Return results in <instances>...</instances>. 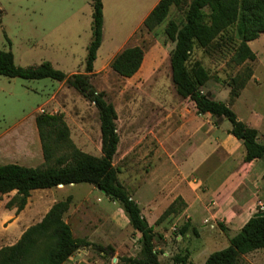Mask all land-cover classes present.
I'll list each match as a JSON object with an SVG mask.
<instances>
[{"label":"rangeland","instance_id":"374dc122","mask_svg":"<svg viewBox=\"0 0 264 264\" xmlns=\"http://www.w3.org/2000/svg\"><path fill=\"white\" fill-rule=\"evenodd\" d=\"M101 1L104 2V40L94 65V68L98 67V73L93 70L90 80L95 89L105 92L106 99L114 105L117 113L119 142L113 165L118 169V179L130 192L132 198L138 201L142 214L154 227L155 250L159 264H179L174 261V256L186 251L189 253L187 264H204L207 256L213 251L226 247L229 237L234 234L225 228L224 221L213 220L204 212L196 214L184 212L185 205L182 210L169 214L157 222L174 196L183 194L194 197V191H197L189 183L190 176L182 179L181 182L174 181L176 170L191 172L186 164L180 165L182 151L180 150L174 158L178 165H160L163 160L158 156L163 152L158 149L159 139L152 135L164 115L163 106L169 113L176 108L178 100L182 105H186V101L177 95L171 80L169 54L174 42L168 40L165 34L167 22L174 20L181 24L185 13L172 5L164 21L153 30L148 31L140 26L133 33L122 48L140 46L143 49V59L133 76L122 77L112 70L111 61L107 63V59L128 30L136 25L148 0ZM91 12V0H0V49H10L15 63L19 66L51 60L54 67L67 74L72 69L83 72L86 46L91 37ZM7 40L10 41V45ZM215 42L218 43L214 44L210 53L195 48L189 57L188 65L199 59L206 66L210 78L205 85L209 87L208 90L210 86L218 87V96L213 97L220 101L224 99L221 95L223 89L228 88L227 83L236 73H242L245 66H249L253 73L255 71L258 80L252 83L251 76L246 81L245 86L250 83V89L243 93L236 104V110L240 115H244L249 107L260 106L261 100H264V34L248 42L250 48L257 53L259 61L244 63L241 66L228 62L233 44L225 41L224 37H220ZM63 55L66 61L61 59ZM56 58L59 64L54 62ZM27 88L37 89V93H27ZM53 89L57 92L56 101L63 102L64 109L69 113L68 117L64 115V119L70 129L72 141L82 151L100 156V123L97 109L77 90L63 81L58 82L50 78L25 80L19 77L0 76V132L22 121L24 116L38 106H40L38 114L41 113L40 109L55 113L53 107L42 105ZM256 97L259 99L258 104L255 103ZM223 121L221 130L230 127L228 120L223 119ZM81 126L87 129L91 137L88 148L76 143L81 140L79 133ZM11 129L9 128L8 134L0 135V164L18 163L28 167L39 165L43 160L36 159L37 154L42 153V150L39 151L36 146L37 143L40 146L39 140L36 144L32 139L30 140L28 144L31 147L32 158L24 161L21 158L26 143L22 142V137L15 131H10ZM165 129L168 134L167 147L173 149L180 145L181 138H186L184 131H175L176 121L167 124ZM182 150L189 152L190 145L187 144L186 149ZM215 156L217 157L216 154ZM80 186H89V184L80 183ZM82 188L85 187H80L79 190ZM95 190L90 195V201L98 204V239L92 241L95 245L78 249L64 264H124L121 260L123 257L135 256L139 253V233L126 222L127 217L119 204L117 202L113 204L102 191ZM43 192L45 190L41 188L32 190L31 199L34 201ZM9 194L7 196H10ZM150 195L153 202L151 207H148L147 201ZM102 205L116 208L120 218L118 227L110 226L104 221L101 213L104 210L101 208ZM195 209L202 211L197 203ZM258 211H261L259 206ZM207 218H210L209 224L213 227L209 224L204 225L203 220ZM7 224L8 222L4 226ZM183 226H187V229L184 234H180ZM0 231L2 232H0V247L8 245L15 238L4 235L7 231L1 225ZM97 245L102 248L96 247ZM238 264H264V248L242 255Z\"/></svg>","mask_w":264,"mask_h":264},{"label":"trees","instance_id":"16d2710c","mask_svg":"<svg viewBox=\"0 0 264 264\" xmlns=\"http://www.w3.org/2000/svg\"><path fill=\"white\" fill-rule=\"evenodd\" d=\"M184 11V21L179 24L169 20L165 26L168 40L174 42L169 54L171 80L177 95L192 104L196 113H210L215 124L223 119L230 123L228 132L241 141L244 147V161L264 156V137L259 138L257 129L240 120L232 109L253 71L245 66L242 73H236L227 83L226 101L215 100L202 88L210 78V72L199 60L190 66L188 60L195 48L211 51L216 40L225 38L233 44L228 62L241 66L255 62L257 56L248 42L264 33V0H159L144 18L142 26L153 30L167 17L170 7ZM91 37L86 46L84 71L67 74L53 66L49 60L38 64L19 66L10 49H0V76L19 77L25 80L50 78L65 82L77 90L97 109L100 128L101 155L96 156L78 148L70 138V129L60 113H39L35 123L40 140L43 161L28 167L18 163L0 164V193L16 190L6 203L9 208L21 211L34 189L56 187L59 184L88 183L95 186L119 204L132 229L139 233V253L123 257L124 264H159L155 250L156 232L141 212L138 203L118 179V169L113 165L119 135L117 113L114 105L92 85L90 76L93 64L103 38V3L91 0ZM9 45L10 41L7 40ZM210 53V52H209ZM143 59L140 46H128L117 52L110 62L114 72L122 77H131L139 69ZM264 182V173L262 175ZM71 203V197L56 201L43 218L29 226L11 244L0 247V264H62L78 249L93 246L85 237L73 235L64 214ZM184 200L176 197L161 213L157 222L167 215L177 213L185 207ZM258 212H263L264 209ZM224 228L222 224H219ZM183 226L180 234H184ZM96 247L102 248L97 245ZM264 248V214L251 216L241 228L228 239V245L211 252L204 264H238L239 258L252 251ZM189 253L176 254L174 261L187 264Z\"/></svg>","mask_w":264,"mask_h":264},{"label":"crops","instance_id":"0c3cea01","mask_svg":"<svg viewBox=\"0 0 264 264\" xmlns=\"http://www.w3.org/2000/svg\"><path fill=\"white\" fill-rule=\"evenodd\" d=\"M158 1L159 0H148V3L138 18V22L136 25H133L121 39L117 48L109 55L110 57L107 59V63H109L114 55L129 41L133 33L142 26L144 18ZM102 3L104 18V2ZM262 34L264 33L260 35ZM103 40L102 38V43ZM255 54L257 56L256 52ZM64 56L65 55L61 56V59L66 61ZM258 61L257 57L256 63ZM50 62L53 64V61L50 60ZM54 62L59 64L57 58ZM94 70L98 73V67L94 68ZM78 71L82 72L72 69L68 74ZM257 80L258 78H256L254 71L250 81L254 83V81ZM249 86L250 83L241 90L239 96L232 104V109L240 120L245 122L248 126L257 129L258 136L261 139V137L264 136V100H261L260 106L255 105L249 107L248 112L243 113L244 115H240L238 110H236L237 101H239L243 93H246L248 89H250ZM210 87L211 88L208 90L209 87L204 85L202 91L210 94L212 98H214L213 96H218V87L216 85ZM26 91H28L27 93H37V89L33 88H27ZM226 94L228 96V88H224L221 94L224 98L223 101L227 100ZM56 95L57 92L53 89L42 105L47 104L54 108L53 112H63L64 115L68 117L69 113L64 109L63 102L56 101ZM255 99V103L257 102L258 104V97ZM181 103L182 102L178 100L176 102V108H174V110L172 109L169 113H167L166 107L163 106L164 115L160 119L158 128L153 131L152 135L159 139L160 147L158 149L163 152L158 156L163 160L160 165H178V162L175 161L174 158L179 154L180 150L182 151L180 165L184 166L186 164V166L190 167L191 172L184 173L181 170H176V178L174 181L181 182L182 179L190 176L191 180L189 183L194 189H197V191H194V197H190L188 194V197L183 194H177L170 202L180 196L186 203L184 212L188 211L190 214H196L198 212L207 213L213 220L217 219L224 221V223H226L225 228L235 234L254 213L258 212V206L264 204V182L262 180V175L264 173V156L252 159L251 161H244V147L241 141L228 132L229 127L221 130V124L224 122L223 120L216 125L215 118L210 113L198 114L191 103L186 105H182ZM39 107L40 106L34 109V111H32L33 113L31 112L24 116L22 121L0 132V135H5L9 133V128H12L10 131H15L17 135L22 137V142L26 143L21 158L24 161L32 158L31 147L28 144L30 140L32 139L35 144L39 140L35 123V117L38 114ZM165 113L167 115H165ZM173 121H176L175 131H184L186 138H181L180 145L172 149V147L166 146L168 134H166L167 129H165V127ZM14 127H17V129ZM81 127L79 132L81 135V143L73 139L77 144L82 145L84 148H88L90 146L91 137L86 131L87 129L84 126ZM162 127L164 130H162ZM187 144L190 145L189 152L182 150L186 149ZM36 146L39 148V151H41V145L38 146L37 143ZM37 155V161L38 159H43L42 153ZM80 187L85 188L79 190ZM95 189L98 190V188L90 184L89 186H80V183H71L69 185L59 184L56 187L44 189L45 192L39 194L34 201L31 199L30 194L25 207L19 212H16L17 207L14 205L9 208L6 206V203L16 193V190L8 193H0V195H2L0 197V225L7 231L4 235H11V237L15 236L13 241H10L11 243H8V245L15 243L29 226L39 222L56 201L63 200L68 196L71 197V203L63 218L65 222L69 223L73 235L76 237H86L91 242L98 239V204H94L90 201V195L96 191ZM8 194L10 196H7ZM106 197L113 204H116V202L112 201L108 196ZM148 197L150 199L148 198L147 206L151 207L153 198H151V195ZM98 199L97 197V201ZM135 201L138 203L136 199ZM196 203L202 211H197L195 209ZM101 208L104 209L101 211L104 216V221L109 223L110 226L113 225L118 227L120 218L118 217L116 208H108L106 205ZM207 219L210 220V218ZM6 222H8V224L4 226ZM126 222L128 223V219H126ZM71 258L72 256L66 261H69Z\"/></svg>","mask_w":264,"mask_h":264},{"label":"built area","instance_id":"2783aa9c","mask_svg":"<svg viewBox=\"0 0 264 264\" xmlns=\"http://www.w3.org/2000/svg\"><path fill=\"white\" fill-rule=\"evenodd\" d=\"M39 112L43 113L44 111H43L42 109H40ZM259 209H260V210H263V209H264V206H263V205H259ZM209 221H210L209 219H204V220H203L204 225L209 224V223H210ZM209 226H210V227H213V225H211V224H209ZM173 229H175V226L173 227ZM179 237H180V236H179Z\"/></svg>","mask_w":264,"mask_h":264},{"label":"water","instance_id":"95a60500","mask_svg":"<svg viewBox=\"0 0 264 264\" xmlns=\"http://www.w3.org/2000/svg\"><path fill=\"white\" fill-rule=\"evenodd\" d=\"M264 213L263 212H256L253 214V216H258V215H263Z\"/></svg>","mask_w":264,"mask_h":264}]
</instances>
